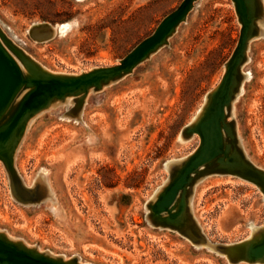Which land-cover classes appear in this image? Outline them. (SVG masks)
<instances>
[{
	"label": "rangeland",
	"instance_id": "374dc122",
	"mask_svg": "<svg viewBox=\"0 0 264 264\" xmlns=\"http://www.w3.org/2000/svg\"><path fill=\"white\" fill-rule=\"evenodd\" d=\"M182 1L0 0V39L25 74L23 54L49 73L80 74L118 64ZM252 2L259 32L248 43L227 121L235 125L237 145L264 168V0ZM41 21L57 24L44 42L28 33ZM241 28L233 0H196L168 42L131 73L90 90L79 109L70 97L34 116L6 160L41 198L24 199L32 192L18 182L12 192L0 160L6 238L78 264H228L209 239L223 244L261 237L264 194L236 175L211 173L194 182L182 221L195 231L191 214L198 219L207 236H199L201 246L152 226L145 207L169 174L166 164L197 147L198 134L185 140L181 131L220 82ZM223 131L231 134L229 126Z\"/></svg>",
	"mask_w": 264,
	"mask_h": 264
},
{
	"label": "water",
	"instance_id": "95a60500",
	"mask_svg": "<svg viewBox=\"0 0 264 264\" xmlns=\"http://www.w3.org/2000/svg\"><path fill=\"white\" fill-rule=\"evenodd\" d=\"M195 1L183 0L177 9L163 18L150 36L137 44L120 59L118 64L94 67L88 72L75 75L61 76L49 73L40 69L23 54L28 72L25 74L8 50H13L12 47H5L0 39V160L8 172L12 192L15 191V184L18 182L24 192H32L29 198L24 199L41 198L36 192L37 186H26L14 163L9 165L6 160V155L13 157L16 154L29 121L47 110L53 102H65L70 97L76 100L75 107L79 109L83 107L84 99L90 90L92 92L101 90L131 73L137 65L168 42ZM233 2L242 24L239 42L232 56L225 63L220 82L205 95V103L199 116L181 131L185 140L198 134L199 143L182 159L166 164L169 173L166 180L145 204L152 226L174 230L190 239V242L196 246H201L199 236L207 238L198 219L191 214L195 231L184 227L182 221L184 212L190 210L189 199L196 180L211 173L232 174L249 180L264 194V168L254 164L247 157L240 143L237 145L235 125L233 121H227V117L231 114L232 100L244 74L242 67L246 63L248 43L255 38L254 33L259 32L258 18L252 0H233ZM56 25L41 21L32 25L28 33L35 41L44 42L53 38L51 36ZM25 90L26 93L16 111L5 119L13 102ZM226 126L231 128V134L225 131L227 136L224 137L223 130ZM17 241L6 238L4 231H0V264H78L79 262L77 259H72L71 262L65 261L63 257L41 252L35 247L31 248ZM208 241L215 247L212 251L225 258L228 264L264 263V233L258 239L239 242L214 244L210 239Z\"/></svg>",
	"mask_w": 264,
	"mask_h": 264
}]
</instances>
